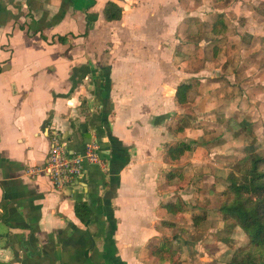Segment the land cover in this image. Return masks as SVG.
Returning a JSON list of instances; mask_svg holds the SVG:
<instances>
[{
	"label": "crops",
	"instance_id": "obj_1",
	"mask_svg": "<svg viewBox=\"0 0 264 264\" xmlns=\"http://www.w3.org/2000/svg\"><path fill=\"white\" fill-rule=\"evenodd\" d=\"M109 1L120 19L105 18ZM193 2L0 0V264H226L218 206L234 149L222 156L204 116L190 118L204 80L187 58ZM54 136L78 152L97 141L105 166L62 190L31 176ZM178 143L190 148L173 158Z\"/></svg>",
	"mask_w": 264,
	"mask_h": 264
},
{
	"label": "rangeland",
	"instance_id": "obj_2",
	"mask_svg": "<svg viewBox=\"0 0 264 264\" xmlns=\"http://www.w3.org/2000/svg\"><path fill=\"white\" fill-rule=\"evenodd\" d=\"M193 3L187 58L195 73L204 70V80L197 81L200 73L193 77L190 118L204 116L199 123L203 119L209 144L220 147L222 156L234 149L224 157L232 169L252 146L264 151V0Z\"/></svg>",
	"mask_w": 264,
	"mask_h": 264
},
{
	"label": "trees",
	"instance_id": "obj_3",
	"mask_svg": "<svg viewBox=\"0 0 264 264\" xmlns=\"http://www.w3.org/2000/svg\"><path fill=\"white\" fill-rule=\"evenodd\" d=\"M122 8L115 2H107L104 16L107 20L120 19ZM215 29V23L213 25ZM189 87L183 84L179 87L184 93ZM189 149L190 145L178 143L169 148V154L176 158ZM167 209L172 212L182 210L181 202H168ZM75 212L83 221L87 222L91 209L87 202L77 201ZM218 212L222 221V228L218 230V239L225 242L230 249V256L226 264H264V151L252 146L225 177V188L219 200ZM241 236L242 242H238ZM170 252L167 241L155 249L153 253L161 260Z\"/></svg>",
	"mask_w": 264,
	"mask_h": 264
},
{
	"label": "built area",
	"instance_id": "obj_4",
	"mask_svg": "<svg viewBox=\"0 0 264 264\" xmlns=\"http://www.w3.org/2000/svg\"><path fill=\"white\" fill-rule=\"evenodd\" d=\"M86 163L105 166L99 153V143L90 140L82 152L70 150L67 143L54 136L46 159L41 165H30L27 173L31 176L43 174L57 190L70 187L86 174Z\"/></svg>",
	"mask_w": 264,
	"mask_h": 264
},
{
	"label": "water",
	"instance_id": "obj_5",
	"mask_svg": "<svg viewBox=\"0 0 264 264\" xmlns=\"http://www.w3.org/2000/svg\"><path fill=\"white\" fill-rule=\"evenodd\" d=\"M15 254L18 255V251H16Z\"/></svg>",
	"mask_w": 264,
	"mask_h": 264
}]
</instances>
